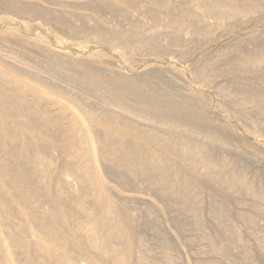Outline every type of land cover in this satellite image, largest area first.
Instances as JSON below:
<instances>
[{
    "label": "bare ground",
    "instance_id": "bare-ground-1",
    "mask_svg": "<svg viewBox=\"0 0 264 264\" xmlns=\"http://www.w3.org/2000/svg\"><path fill=\"white\" fill-rule=\"evenodd\" d=\"M262 16L264 0H0V264H174L165 237L158 258L138 239L143 189L195 222L204 181L262 203L264 173L214 149L202 91L133 58L183 59ZM249 32L189 71L264 125V34ZM202 237L224 264H256L239 235Z\"/></svg>",
    "mask_w": 264,
    "mask_h": 264
},
{
    "label": "rangeland",
    "instance_id": "rangeland-1",
    "mask_svg": "<svg viewBox=\"0 0 264 264\" xmlns=\"http://www.w3.org/2000/svg\"><path fill=\"white\" fill-rule=\"evenodd\" d=\"M107 17L108 19L110 18L113 23H115V19L113 17L112 19L111 16ZM107 17L105 18L107 19ZM110 20H108V22ZM112 24L110 25L112 26ZM241 26H243V28ZM47 27L48 26L42 25L40 27L41 30L37 29V32L33 31L34 33L32 34H41V36H46L48 38V41L50 40V44L54 46L52 47L57 48L59 44L53 42L51 36L48 37L49 35L46 34ZM237 27L238 28L235 27L234 33H232V30L223 33L227 36L223 34L218 35L216 39V41H218L217 44L216 41L210 43L208 44L209 46L207 45V47H205L203 50H196V53L195 51L192 52L195 54L191 53L183 59H181L180 57L178 58V55H176L177 53L173 54L172 52L169 53V55H164L165 58L163 56L155 58L152 59L149 63H147V59L145 57H140L141 60L140 58H138L139 56H135L133 58L139 61V63L142 65L141 66L139 63H136V65L138 66V69L136 70L137 72H141L147 66H153L152 68H159L162 66V69L160 68L161 70L165 71L168 70L166 68H169V71L175 73L173 75L169 71L168 72L170 74L165 71L166 75H169L168 77L174 76V79L180 77V79H178L177 81L178 85L182 87L180 92L185 91L184 93L186 94L187 91L190 90H201L205 99V102L201 105L204 111H206L205 113L207 114V116L210 117L212 121V123L207 124L206 127L211 131L217 132L221 136V140L218 143H215V145L213 146L214 149L217 151L223 150L224 153H226V157H241L245 160L246 163L250 164L261 173H264V125L253 124L255 119L257 120L258 117L256 115H250L249 113L252 112L254 114L255 110H248V116H244V114L240 115L239 109L223 102V98H221L219 93L215 90L216 88L214 89L211 86L205 87V89H201V87L195 83L196 79L194 81L192 76L193 74L189 71L195 64L197 65L200 62L198 64L200 65L201 61L210 63V61L214 60L213 58L220 57L218 59L221 62H224V54H226L227 52H238L243 50L247 45H240L239 42L242 37L243 39H247L249 34L252 35L249 31L253 33L256 32V36L259 35V33L264 34V16H262L256 22H250V24L247 23L246 25H240ZM42 30H44V32ZM41 31L43 32V34ZM230 32L232 33L231 35ZM237 32L239 33L237 34ZM238 35L239 37L241 36L240 40L238 39ZM233 36L237 38L235 39V37ZM238 40L239 42H237ZM59 46L63 47V45L61 44ZM90 46L95 47L96 45L90 44ZM206 52L207 54L205 55ZM173 56L175 58L177 57V60L175 58H172ZM157 60L160 62H158ZM114 62L117 66L121 67L122 64L117 58L114 59ZM193 62L195 64H193ZM143 66H145V68ZM164 67L166 68L164 69ZM126 71L127 70H125V72ZM182 71L184 73H182ZM175 75L177 77H175ZM222 106L226 109V111L223 110ZM195 107L197 109H200L201 106ZM204 183H202L204 187L202 199L204 211L199 222H195L189 215L177 211V208L174 206V203L171 200L170 203L169 200H160L159 202H156L152 199L153 197H150V193L143 189L142 192H146L149 194H142L141 197L149 198L150 201L145 204H138L137 206L135 204L132 207L135 206V208H133L134 212L139 217L140 226L138 231V239L144 240V244L148 248L149 254L157 258L159 257V253L163 250V247L161 246L163 245L161 242V238L163 236L168 241L167 252L170 254L174 264H204L201 257L202 251H204V253L206 254L208 261H214L213 264H224V259L213 256V253L207 250L206 240L203 239L202 235L208 232L217 234L221 237H233L237 234L246 241L247 247L244 248L247 252L250 253V259L254 258L256 264H264V257L262 255H255V250L257 248L255 238L259 235H264V201L262 203H259L254 199H249L235 193L227 186H219L216 182L210 184L204 181ZM154 231H156L157 233L160 232L159 234L161 235H154ZM172 240H175L176 246ZM230 242H233V240L226 242V246L221 247V249L219 250V252L226 257H231L234 252L233 249H231L232 244H229Z\"/></svg>",
    "mask_w": 264,
    "mask_h": 264
}]
</instances>
